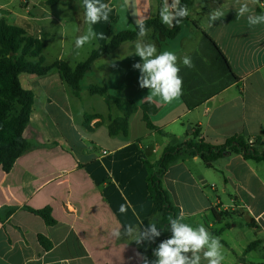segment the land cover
Segmentation results:
<instances>
[{
  "label": "crops",
  "instance_id": "obj_1",
  "mask_svg": "<svg viewBox=\"0 0 264 264\" xmlns=\"http://www.w3.org/2000/svg\"><path fill=\"white\" fill-rule=\"evenodd\" d=\"M63 1L70 8L74 3L79 11L77 36H84L89 27L103 34L104 39L92 37L95 44L90 54L118 34L114 25L120 20L116 6L120 0H100L111 9L103 10L108 11V20L91 26L85 20L84 0H58L57 4ZM168 1L171 6L173 0ZM222 1L193 0L187 21L192 25L183 30L184 23L176 39L167 40L152 31L146 40V45H155V55L167 50L177 56L182 95L171 101L160 95L146 99L152 90L140 86L141 70L133 67L143 64L135 54L141 37L98 59L81 82L79 97L72 91L66 92L57 70L45 76L20 75L22 87L34 94L30 122L23 135L33 148L18 158L9 173L0 169V264H142V251L149 248V238L138 244L125 233V228L132 226L137 229L134 235L149 237V225L155 226L158 219L148 191L145 162L153 165L167 147L184 146L193 140L196 129L199 139L214 146L241 135L264 154V63L250 72L240 70V46L236 44L229 54L220 40L195 20L200 14L207 16L208 10ZM147 2L153 11L150 19L160 16L164 3ZM257 3L259 10L264 11V0ZM39 4L43 9L48 6L47 0H40ZM32 5L33 0H0V20L46 42L52 21H58V16L46 11L39 13ZM116 55L123 59L110 65L111 86L99 87L116 98L115 92L126 88L127 96L120 99L131 100L138 107L146 102L156 105L159 112L151 116L152 130L143 121V113L142 128L135 129L139 109L129 119L126 135H111L109 119L122 117V112L104 97L91 95L90 88L96 85L84 86L100 62ZM184 56L191 58L192 68L183 65ZM59 60L72 67L82 63ZM120 62H124V67L118 70ZM84 92L91 100L84 98ZM97 96L107 104L106 112L94 107L93 98ZM90 116L94 119L86 128L85 119ZM162 182L172 203L180 209V222L193 230L203 225L209 233V245L213 234H223L224 218L240 210V214L246 212L249 226L256 232L250 244L256 246L249 253L260 249L264 259V162L246 161L241 155L229 154L208 167L200 157L182 151ZM122 205L125 212L120 211ZM46 208L51 210L53 226L30 212ZM8 210L13 213L7 217ZM117 228L121 233L119 239L112 235ZM39 236L51 243L50 250L40 244ZM247 248L241 252L243 257L249 254ZM207 250L208 245L196 253L200 256L199 264H208L203 255ZM182 255L189 260L194 258L191 251Z\"/></svg>",
  "mask_w": 264,
  "mask_h": 264
},
{
  "label": "trees",
  "instance_id": "obj_2",
  "mask_svg": "<svg viewBox=\"0 0 264 264\" xmlns=\"http://www.w3.org/2000/svg\"><path fill=\"white\" fill-rule=\"evenodd\" d=\"M58 0H47L48 6L56 5ZM186 5L188 10L193 6V0H180L178 7ZM72 10L79 19V11L75 4H72ZM177 20L180 23L177 24ZM189 20V17H176L173 20V27H168L161 22L160 16L144 21L145 28L160 34L167 40L176 39L181 31L182 26ZM139 27L134 30L120 32L114 35L110 41L96 50H94L86 61L72 67L68 62L57 60L50 66H44L42 57L45 49L44 38H34L27 36L23 28L11 26L5 20H0V169L9 173L18 158L30 152L32 146L24 139L26 130L34 104V94L25 90L20 83L21 74H30L36 76H45L52 70H57L61 80L72 91L75 97L80 96L81 82L86 75L92 70L94 63L105 55L112 54L122 44L134 42L140 36L138 35ZM222 58L226 61L223 54L219 51ZM28 58L37 59L31 61ZM91 95H100L105 98L108 104H115L123 116L117 119L110 118V134L124 135L128 132L129 119L139 109L143 113V121L148 129H154L151 123V116L159 112L158 107L151 102H146L138 107L131 100H124L110 96L104 87L93 86L90 88ZM94 117H86L85 126L89 124ZM199 130L196 129L192 134L193 140L184 143L180 147H167L155 164L145 162L148 169V191L157 209L156 230L160 233L158 236L149 235V248L142 251V256L147 257L148 264L157 260L153 255L158 246L168 240L173 231L169 222V216L172 219L180 217V209L176 207L163 186V176L169 170L170 166L178 162L180 154L185 151L190 156H198L208 167L213 163L224 158L229 154L241 155L246 161L256 163L264 162V154H261L255 144H250L243 136L235 135L222 145L214 146L207 143L204 139H199ZM33 214L41 217L48 226H53L55 221L51 217L50 208L39 211L30 210ZM13 210H8L5 216H10ZM1 220V216H0ZM39 242L45 250L52 248L51 243L39 236ZM256 243L250 245L246 253H249ZM144 264V261L143 263ZM264 264V263H262Z\"/></svg>",
  "mask_w": 264,
  "mask_h": 264
},
{
  "label": "rangeland",
  "instance_id": "obj_3",
  "mask_svg": "<svg viewBox=\"0 0 264 264\" xmlns=\"http://www.w3.org/2000/svg\"><path fill=\"white\" fill-rule=\"evenodd\" d=\"M15 1L19 3L20 0ZM33 1L34 5L32 6H34L36 11L39 13L46 11L58 16V21H52L50 26V35L47 37L45 44L46 48L42 55L44 58V66H50L55 61L62 58L67 59L69 62H71V64L80 63L86 60L90 52L93 50V45L95 43L91 37L90 41L82 48H76L75 40L78 37L77 35L80 25L77 21V16L70 8L69 3L63 1L54 6H47L45 10L40 7V0ZM198 1L199 0H196V3ZM158 2L164 3V0H158ZM76 4L78 5V2ZM167 4L169 5L168 0ZM245 4L249 10L238 18L239 9ZM116 6L119 10L120 20L114 25V31L118 33L127 30H134L138 27L136 24L137 20L145 21L150 19V16H153V11L149 9L147 0H127V3L126 0H120V2H117ZM217 9L223 11L224 15L214 21H210L208 19L209 14ZM260 15H264V11L259 10L258 3H254L253 0H223L217 5V7L209 9L207 16L200 14L195 20H197L203 28H206L209 34H211L214 38H218V40H220L219 42L221 46L229 54L231 51L234 52L233 47L236 46V44L239 45L241 65L240 70H247V72H250L254 70V68L258 67L261 63H264V21L249 23L250 16L255 18ZM209 24L211 25L210 27ZM188 25L191 26L192 23H185L183 30L186 29V27H189ZM87 30H85L83 33L84 36L88 35ZM152 33L153 32L151 30H148L145 36L139 38L138 43L146 45V40ZM188 42L193 44L191 40ZM120 58L123 59V57L116 55L114 58L100 62L97 65L96 70H94V73L91 74V76L87 79L84 86L88 84H93L96 86H103L101 84H110L111 86L112 78L109 79V72L111 71L112 67H110V65H112L114 62L122 60ZM123 64L124 62H120L118 70L124 67ZM117 71L116 73L118 74L119 71ZM115 84H117L116 81ZM65 87L66 92L71 93V90L67 86ZM125 89L126 88H121L118 93L115 91L114 92L118 98H123L127 96ZM108 93L111 95L110 92ZM84 98L91 100V96H89V94L86 92H84ZM93 99H95L94 107L96 110H103L104 112L108 110L107 104L102 97L97 96ZM141 123L142 112L140 110L133 124L135 129L140 130V128H142ZM162 150L163 148L159 153H161ZM240 212L238 214L234 212V215L231 214L229 217L224 218L223 234L221 236L213 234L212 238H219V243L222 245V248L219 249L221 254L224 256L222 264H260L264 261L260 249L252 251L246 257H243L241 253L255 240L254 234L256 232L251 226H249L247 213L244 212L245 214H240ZM185 220H187V218ZM187 222L190 223L189 220H187ZM226 225L229 226V228H225ZM230 229L232 230L230 231Z\"/></svg>",
  "mask_w": 264,
  "mask_h": 264
},
{
  "label": "clouds",
  "instance_id": "obj_4",
  "mask_svg": "<svg viewBox=\"0 0 264 264\" xmlns=\"http://www.w3.org/2000/svg\"><path fill=\"white\" fill-rule=\"evenodd\" d=\"M254 3L257 0H253ZM127 3V0H126ZM99 4V6H97ZM180 0H173L171 6L167 4V0H164V7L160 10L161 22L168 27H173V20L176 17L185 18L189 15V10L186 5L178 7ZM85 9V20L91 25L98 24L101 20H108V11H111L108 4L100 3V0H84ZM107 9L108 11H103ZM247 5H242L238 12V18L248 11ZM135 14V13H134ZM224 12L217 9L209 14L208 19L214 21L219 17H222ZM146 19V18H145ZM264 21V15L258 17H249V23H256ZM180 20H177V24ZM137 26L139 27L138 35L143 37L147 33L145 28L144 20H137ZM211 25L209 24V27ZM91 37L97 39H104L102 33H97L89 27L88 35L78 36L75 40L76 48H82L86 43L90 41ZM155 45L149 43L142 45L137 43L135 45V54L141 57L143 64L136 63L133 65L134 68L141 70L140 86L149 87L152 91L146 98L149 101L152 100L153 96L160 95L165 101H171L182 95V78L178 76L179 68L176 66L177 56L172 51H163L159 55L156 54ZM182 63L188 68H192L194 65L189 56H184ZM121 212H125L126 209L122 205L120 207ZM183 217H177L172 219L169 216V222L173 231V237L162 242L153 255L157 257V260L153 261L152 264H199L200 256L196 253L204 249L208 245V250L203 253L204 258L208 260V264H222L224 256L219 251L222 245L219 243V238H214L209 245V233L205 231L203 225L198 230H193L187 224L181 223L180 220ZM149 232L152 236H158L160 233L156 230L155 226L149 225ZM125 233L134 239L138 244L143 238L147 237L145 234H135L137 229L132 226L125 228ZM112 235L119 239L121 236L120 229H114ZM193 252L194 258L189 260L182 253ZM139 255V254H138ZM144 264H148L147 257L141 256Z\"/></svg>",
  "mask_w": 264,
  "mask_h": 264
},
{
  "label": "built area",
  "instance_id": "obj_5",
  "mask_svg": "<svg viewBox=\"0 0 264 264\" xmlns=\"http://www.w3.org/2000/svg\"><path fill=\"white\" fill-rule=\"evenodd\" d=\"M262 7H263V9H264V4H262Z\"/></svg>",
  "mask_w": 264,
  "mask_h": 264
}]
</instances>
